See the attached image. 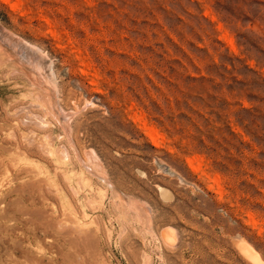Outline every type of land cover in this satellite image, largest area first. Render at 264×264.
Instances as JSON below:
<instances>
[{"label": "rangeland", "instance_id": "obj_1", "mask_svg": "<svg viewBox=\"0 0 264 264\" xmlns=\"http://www.w3.org/2000/svg\"><path fill=\"white\" fill-rule=\"evenodd\" d=\"M0 24V264H264V0Z\"/></svg>", "mask_w": 264, "mask_h": 264}, {"label": "bare ground", "instance_id": "obj_2", "mask_svg": "<svg viewBox=\"0 0 264 264\" xmlns=\"http://www.w3.org/2000/svg\"><path fill=\"white\" fill-rule=\"evenodd\" d=\"M0 27H2L1 26V24H0ZM5 31H7L6 29H4ZM3 34H4V36H6V38L5 39H7V41L9 42V43H12V44H15V45H20L21 43H22V45H20V46H23V44H25L26 43V40L24 41L23 39V42H25V43H23L22 41H20L18 38H16V36L14 37L13 35H11V34H9V33H6V32H4L3 31ZM5 39H4V41H5ZM19 42H20V44H19ZM9 45V44H8ZM28 47H29V45H28ZM27 47V48H28ZM26 48V51L28 50ZM25 49V48H24ZM29 49H30V47H29ZM32 51V50H31ZM33 52V51H32ZM41 52V51H40ZM43 54V53H42ZM31 56V55H30ZM43 56V55H42ZM41 56V57H42ZM32 57V56H31ZM30 57V58H31ZM34 57V56H33ZM36 58V57H35ZM36 61V60H35ZM43 61V60H42ZM41 62V61H40ZM40 62H38L39 64H40ZM48 66V65H47ZM41 68V67H40ZM43 68V67H42ZM48 69V68H47ZM46 69V70H47ZM45 70V69H44ZM50 70V69H49ZM42 71V70H41ZM43 72V71H42ZM44 72H46V71H44ZM46 75V74H45ZM47 76H48V72H47ZM42 78H43V75H42ZM44 79H46L45 78V76H44ZM49 79H50V77H49ZM153 129V128H152ZM151 131V130H150ZM163 233H165V232H163ZM173 234V233H172Z\"/></svg>", "mask_w": 264, "mask_h": 264}]
</instances>
